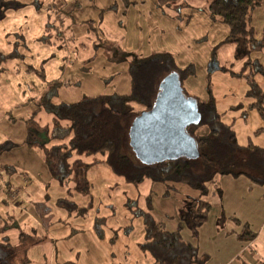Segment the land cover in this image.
Segmentation results:
<instances>
[{"label": "rangeland", "instance_id": "1", "mask_svg": "<svg viewBox=\"0 0 264 264\" xmlns=\"http://www.w3.org/2000/svg\"><path fill=\"white\" fill-rule=\"evenodd\" d=\"M258 1L246 54L243 36H231L212 19L206 0H181L177 8L159 0H0V53L7 56L0 62V240L7 236L16 244L20 230L45 236V225L53 240L33 243L29 264H47L54 240L55 264H157L139 247L143 220L131 209L147 211L149 201L152 216L173 232L182 223L184 200L198 193L185 184L174 190L171 183H128L108 165L85 157L89 195L74 191L69 197L74 176L61 183L39 145L30 144L45 142L52 127L43 99L52 93V104L70 105L85 97L128 96L132 65L170 55L181 70L192 66L181 80L188 97L214 98L219 110L241 103L246 82L218 68L239 73L247 59L253 70L264 68V0ZM254 78L264 85L263 75L255 72ZM257 123L258 117H250L248 124H235L240 143ZM206 131L202 127L198 134ZM127 141L124 152L140 163ZM215 183L198 236L182 223V240L202 256L194 264H264V184L244 176L218 177ZM14 190L18 197L11 202ZM68 199L82 214L69 213L61 204Z\"/></svg>", "mask_w": 264, "mask_h": 264}, {"label": "trees", "instance_id": "2", "mask_svg": "<svg viewBox=\"0 0 264 264\" xmlns=\"http://www.w3.org/2000/svg\"><path fill=\"white\" fill-rule=\"evenodd\" d=\"M159 1L168 8L182 6L181 0ZM206 1L211 18L227 26L231 36L242 35L245 53L249 54L252 50L248 48L252 43V28L249 24L253 11L259 7V1ZM48 27L47 25L46 31H49ZM6 57L0 53V62L5 61ZM250 66L252 63L247 59L239 73L234 72L231 66L220 67L218 70L234 78H243L246 82L248 90L245 98L250 103L241 114L246 117L247 111L258 113L263 127L256 130L254 134L257 136L264 132V90L254 77L255 72L264 76V68L258 66L253 70ZM192 71V66L181 70L170 55H163L131 66V93L128 96L85 97L74 104L54 105L50 101V96H53L50 93L43 99V106L52 116V127L47 132L45 142L30 144L39 145L48 168L61 183L70 175L74 176V187L67 192L69 197L74 191L89 195V183L85 174L90 164L82 162L85 157H90L91 163L108 165L128 183L139 184L145 180L152 183H171L169 186L174 190L175 185H187L198 195L184 200L180 210L181 221L197 237L199 228L207 220L211 210V204L206 198L213 190H217L215 181L218 177L244 176L255 184H264V148L252 143L247 146L239 145L233 125L223 122L224 114L217 111L214 99L201 102L191 97L197 101L201 122L197 126H190L187 132L197 143L198 158H179L146 166L134 162L124 152L132 122L142 113L153 109L163 79L176 73L181 83L182 78ZM183 93L187 96L184 90ZM131 104H136L139 108L132 109ZM244 108L240 103L231 109L240 111ZM202 127L207 130L203 135L198 134ZM61 204L70 208L69 213L78 211L82 214L78 210L80 208L69 199L62 200ZM131 210L143 220L144 241L139 247L151 254L154 263L194 264L201 260L198 250L182 240V223L176 231L165 230L164 225L152 216L149 201L147 211L138 208ZM4 231L2 228L1 233ZM36 233L35 229H32V233L20 230L16 244L3 236L0 240V264H29L28 248L45 238ZM246 233L252 235L249 230ZM252 238L249 240H253Z\"/></svg>", "mask_w": 264, "mask_h": 264}, {"label": "water", "instance_id": "3", "mask_svg": "<svg viewBox=\"0 0 264 264\" xmlns=\"http://www.w3.org/2000/svg\"><path fill=\"white\" fill-rule=\"evenodd\" d=\"M159 89L153 109L139 115L128 130L130 148L146 166L198 158L197 143L187 132L201 122L197 101L184 95L176 73L165 77Z\"/></svg>", "mask_w": 264, "mask_h": 264}, {"label": "crops", "instance_id": "4", "mask_svg": "<svg viewBox=\"0 0 264 264\" xmlns=\"http://www.w3.org/2000/svg\"><path fill=\"white\" fill-rule=\"evenodd\" d=\"M212 73H214V71H211L209 74H212ZM259 84V83H258ZM260 85V87H261V89H263L264 90V85H261V84H259ZM247 90H248V88L246 89V91L243 93V96H244V100L241 102V104H243L244 105V109H242V110H240V111H232V107H235L236 105H238V104H240V103H238V104H236V105H234V106H230V107H225L223 110H219L218 108H217V111L219 112V113H223L224 114V116H223V118H222V120H223V122L225 123V124H227V125H230V124H232L233 125V130L235 131V124L237 123V122H241V123H243V124H248V119L250 118V117H252V119H253V121L255 122V117H258V123H257V129L256 130H258L259 128H261V127H263V123H262V121L261 120H259L260 118H259V116H258V114L256 113V112H254V111H247V115H246V117H243L242 116V112L243 111H246V107H247V105L250 103V101H248L246 98H245V94H246V92H247ZM216 95L217 96H221L222 95V93H216ZM214 99V98H213ZM215 102H216V99H215ZM216 107H217V104H216ZM255 113V114H254ZM256 115V116H255ZM261 121V122H260ZM262 123V124H261ZM256 124V123H255ZM247 127V126H246ZM256 130H254V131H247V135L245 136V139L243 140V142L242 143H240V139H239V137H238V135H237V133H236V131H235V133H236V137H237V142H238V144L239 145H241V146H247L249 143H252L253 145H255V146H257V147H260V148H264V132L263 133H261V134H259V135H255L254 133L256 132ZM9 171V170H8ZM19 204H20V201H19ZM18 204V205H19ZM39 210L41 211V209L39 208ZM42 212V211H41ZM42 213H44V212H42ZM34 222H36V224L37 225H39V222L36 220V219H34ZM45 226V225H44ZM43 225H42V233L45 235L44 237H48L50 240H53V238H52V235H50L49 233H48V228L47 227H44ZM53 242V241H52ZM54 244H55V240H54V242L52 243V247H51V249H52V253L50 254V256H49V259H48V262H47V264H55V259H56V252H55V250L57 249V246L55 245L54 246ZM97 252H98V254L101 256L102 255V251L101 250H97ZM105 257V256H104ZM106 258V257H105ZM100 259H102V258H100ZM68 264H70V263H68Z\"/></svg>", "mask_w": 264, "mask_h": 264}, {"label": "built area", "instance_id": "5", "mask_svg": "<svg viewBox=\"0 0 264 264\" xmlns=\"http://www.w3.org/2000/svg\"><path fill=\"white\" fill-rule=\"evenodd\" d=\"M25 180H27V178H25ZM18 197V191H13L10 195H9V200L11 202H15L17 200Z\"/></svg>", "mask_w": 264, "mask_h": 264}]
</instances>
